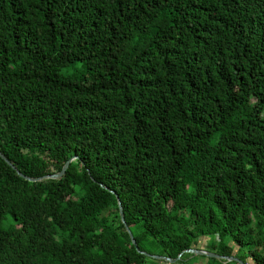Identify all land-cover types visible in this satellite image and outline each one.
Returning <instances> with one entry per match:
<instances>
[{"label": "trees", "instance_id": "16d2710c", "mask_svg": "<svg viewBox=\"0 0 264 264\" xmlns=\"http://www.w3.org/2000/svg\"><path fill=\"white\" fill-rule=\"evenodd\" d=\"M0 153L75 158H0V264H264V0H0Z\"/></svg>", "mask_w": 264, "mask_h": 264}, {"label": "water", "instance_id": "95a60500", "mask_svg": "<svg viewBox=\"0 0 264 264\" xmlns=\"http://www.w3.org/2000/svg\"><path fill=\"white\" fill-rule=\"evenodd\" d=\"M0 158H1L2 160H4V162H5L6 164L10 165L11 168H12L13 170H15L16 173H17L20 177H22V178H24L25 180H28V181H30V182H33V181H35V182H37V181H42V180H44V179L59 180V179L64 175V173L66 172V170H67L69 164H70L72 161L75 160V158L69 160V161L65 164V166L63 167V169H62V171H61V173H60L59 175L52 176V177H47V178H42V179H37V180H33L32 178H27V177L23 176L19 171H17V170L11 165V163H8V161L6 160V158H5L1 153H0ZM116 199H117V197H116ZM117 205H118V209H119L120 219H121L122 223L124 224L126 231L128 232V235H129V238H130V240H131L132 245L134 246V248L136 249V251H138L137 248H136V244H135V242H134V240H133V238H132V236H131V234H130V231H129L128 227L125 225V222H124V216H123V211H122V207H121V203L118 201V199H117ZM138 253L141 254L140 252H138ZM182 254H188V255H192V256H196V257H204V258H207V259H215V260L225 261V262H228V263H234V264H244L243 262H241V261H239L238 259H235V258H224V257L216 256V255H214V254H210V253H206V252H200V251H195V250H187V251L183 252ZM180 256H181V255H180ZM180 256H179V258H178L177 260H175V261H170V260H167V259H165V258H159V257H151V258L154 259V260H156V261H163V262H166V263H169V264H174V263H176V262L181 258Z\"/></svg>", "mask_w": 264, "mask_h": 264}, {"label": "rangeland", "instance_id": "374dc122", "mask_svg": "<svg viewBox=\"0 0 264 264\" xmlns=\"http://www.w3.org/2000/svg\"><path fill=\"white\" fill-rule=\"evenodd\" d=\"M203 246H204V243H202V244L200 243L199 248H203ZM201 261H202V258L201 257H197L195 263H197V262L201 263ZM250 264H253V262L250 263Z\"/></svg>", "mask_w": 264, "mask_h": 264}]
</instances>
